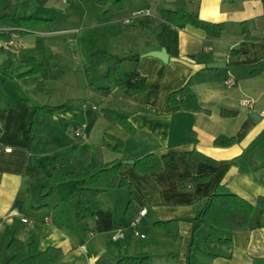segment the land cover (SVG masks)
Wrapping results in <instances>:
<instances>
[{
    "label": "crops",
    "instance_id": "obj_1",
    "mask_svg": "<svg viewBox=\"0 0 264 264\" xmlns=\"http://www.w3.org/2000/svg\"><path fill=\"white\" fill-rule=\"evenodd\" d=\"M15 2L23 17L54 21L16 37L21 43L17 50L0 46V264L12 256L7 245L13 237L24 243L38 241L43 249L62 248L64 256L58 264H96L100 256L113 264L127 256H148L147 264H264V214L263 227L251 232H227L205 225L196 229L195 222L198 207L205 205L220 183L252 203L264 196V71L257 76L250 73L253 65L264 61V41L247 39L242 33L243 22H248L253 35L264 38V0H189V7L198 9L201 19L225 24L223 35L216 39L202 28H178L165 21L157 35L141 31V19L156 17L158 9L169 7L173 0H125L124 10L97 4L84 11L74 8L81 0ZM125 11L130 14L123 15ZM145 11L148 13H141ZM127 24L133 27L128 29ZM90 29L97 30L102 44L108 45L111 40L113 48L119 46L118 37H137V48L133 47L139 49L137 53L121 56L123 53L111 50L119 57H138L148 83L146 92L134 96L117 88L114 93L157 110L130 117L135 134L111 126L114 123L102 117L101 109L107 101L103 97L100 101L99 94L88 90L87 76L81 83L85 98L80 106L75 97L67 95L63 102L51 101L53 81L68 90L69 78L47 80L45 91L40 92L36 87L39 73L19 77L29 69L24 63L29 58L41 62L46 57L58 58L59 52H63L59 60L70 58L67 40L78 43ZM133 48L130 45L129 50ZM162 48L167 50L168 62L146 55ZM72 59L85 61L82 48ZM129 61L133 63L126 60L124 64ZM214 62L225 66L207 68ZM190 77L196 98L209 113L185 111L168 102L169 94ZM229 78H233V84L227 83ZM71 84L72 88L79 86L78 82ZM44 104L65 107L53 116L43 115L44 132L31 150L32 116L35 107ZM232 110L234 113H224ZM75 127L83 128L85 138L75 137ZM105 133L125 142L121 153L105 148L102 152L106 162L122 160L121 175L132 182V193L129 195L126 189L102 193L97 197L94 219L78 222L74 213L77 185L56 187L44 200L41 188L49 182L45 175L36 174L40 170L49 173L55 165L69 172L73 157L86 150L91 151L92 164H96ZM220 135L233 137L235 142L214 145ZM194 149L217 163L198 162L193 168L186 153ZM149 153L158 154L162 169L141 174L134 161ZM201 175H208V179L189 189L181 188L180 180ZM129 198L140 210H147L138 227L143 237L135 234L124 215ZM42 204L46 206L40 207ZM171 219L179 224L182 237L177 242L167 239L164 230L154 225ZM223 237L231 238L232 246L220 244L218 240ZM214 252L221 256L209 257L208 253Z\"/></svg>",
    "mask_w": 264,
    "mask_h": 264
},
{
    "label": "trees",
    "instance_id": "obj_2",
    "mask_svg": "<svg viewBox=\"0 0 264 264\" xmlns=\"http://www.w3.org/2000/svg\"><path fill=\"white\" fill-rule=\"evenodd\" d=\"M101 6L112 5L117 10H124L127 7L125 0H94ZM54 21V19H44L38 17H23L19 14V5L15 0H0V41H8L16 37H24L30 32H36L41 25ZM165 21L173 27L182 28L192 25L199 28L212 38H220L225 31L224 23H213L200 18L198 9L189 7V0H173L169 7L159 8L156 17L147 16L140 20V29L151 35L161 32V23ZM242 33L247 39H258L252 33L248 22H243ZM97 30L90 29L79 39L83 51L87 55L91 66L107 65L108 70L104 76L106 85L98 86L93 83L88 84V90L102 96L106 101V107L101 109V115L110 123H116L127 133L135 134L136 128L130 121V117L137 112H157L149 106H140L122 98L114 93V88L128 95L134 96L148 90L146 77L140 71L139 58L135 56L119 57L109 51L106 44H102L98 37ZM126 60L134 63V69L122 71ZM24 63L29 67L24 77L33 73H39L41 79L37 83V90L44 92L45 82L51 79H60L62 76L53 73V69L60 67L58 62L45 58L43 61H36L29 58ZM205 68L204 70H206ZM264 71V61L252 66L251 75L257 76ZM193 87V78L190 77L179 88L172 91L168 96V102L172 105H179L182 109L189 112H205L210 110L203 108ZM65 104L50 105L44 104L36 106L30 127L32 150L44 132L43 115H54L62 110ZM224 111V113H232ZM234 113V112H233ZM124 140L110 133H105L103 141L98 146V159L96 164H92L91 151L86 150L82 154L73 157V169L69 172L63 166H51L49 173L40 170L37 177L45 175L49 185L41 188V198L46 200L54 192L56 187L75 184L77 199L75 205V215L78 222L91 221L95 217L98 208V198L102 193L114 189H126L128 194L132 193V182L121 175L123 166L122 160L106 162L103 158V149H108L115 153H121L124 148ZM235 142V138L220 135L214 140L216 146H230ZM186 158L194 168L198 162L217 163L216 160L204 155L194 149L186 153ZM134 167L141 174H151L162 169V161L158 154L149 153L142 158L134 161ZM208 175L195 176L180 180L183 190L189 189L195 183L205 181ZM46 205L40 206L44 207ZM37 208V207H36ZM139 207L129 198L125 208V217L132 221L134 216L139 214ZM264 214V196H258L255 202H249L245 198L233 193L226 184H218L215 191L208 197L205 205L197 209L195 217L196 229L202 226H213L227 232L235 231H254L263 227L262 216ZM154 225L165 232L167 239L177 242L182 237L179 230L178 221L175 219L157 221ZM219 243L232 246L231 238H220ZM7 249L12 253L11 258L3 264H58L64 251L60 247L50 246L43 249L38 241L24 243L18 237H13ZM209 257L216 258L221 256L219 252L208 253ZM148 256L135 257L127 256L114 264H147ZM96 264H113L107 257L100 256Z\"/></svg>",
    "mask_w": 264,
    "mask_h": 264
},
{
    "label": "rangeland",
    "instance_id": "obj_3",
    "mask_svg": "<svg viewBox=\"0 0 264 264\" xmlns=\"http://www.w3.org/2000/svg\"><path fill=\"white\" fill-rule=\"evenodd\" d=\"M87 7V9L92 10L93 8L97 7V4L94 3L93 0H81V3L77 4L74 6V8H78L82 11L85 10V8ZM130 12L129 11H125L123 13V15H129ZM136 23V21L134 22V24ZM133 24V23H132ZM77 26L80 24H76ZM133 27V25L131 24H127V28H131ZM71 34H69L70 36ZM74 35V34H72ZM68 43H70V46L68 47V52L67 55L70 58H65V60L61 61L59 60V57L61 58V55H63V52H59V54H56V56L58 58H51L52 62H58L60 67L53 69V73L57 74V75H61L62 77H64L63 79L69 78V82L70 85L72 86L71 82L75 83L78 82L79 86H74L73 88L71 86H69V88H67L68 90H65L64 87H61L60 83L53 81L52 86H53V91H52V103H60L65 101V97L66 95L68 97H75V102L78 106H80L85 98V93L83 91H81L82 86L81 83L85 81V77L87 76V81L89 83H93L95 85L98 86H105L106 82L104 79L105 74L107 73L108 67L107 65H102V66H91L89 59L86 56L85 61H78L76 59H72L74 58L77 53H79L81 51V44L78 40L77 42H70L69 40H67ZM137 41V37H131V38H127V39H123V37H118L117 39V43L119 46H117L116 48H113L114 44L112 43V41L110 40V42L108 43V45H106L109 49V51L111 52V50L113 51H117L118 53H123L120 54L122 55H130L132 53H137V51H139V49L135 50L134 48H137V46H135L134 44H136ZM131 45V48H133V50H129ZM83 50V48H82ZM61 51V50H60ZM21 52V51H20ZM120 56V57H121ZM134 69V63L132 62H128L125 63L122 67V70L124 71H130ZM62 84V83H61ZM32 89V88H31ZM96 96V95H95ZM98 98H100L99 100H102V96L98 95ZM98 100L99 103H101ZM114 127L119 128L120 130H122L123 128L117 124L114 123V125H111ZM112 128V127H111ZM69 131V130H68ZM72 132V130H71ZM70 133V131H69ZM115 133V132H114ZM73 134V133H72Z\"/></svg>",
    "mask_w": 264,
    "mask_h": 264
},
{
    "label": "built area",
    "instance_id": "obj_4",
    "mask_svg": "<svg viewBox=\"0 0 264 264\" xmlns=\"http://www.w3.org/2000/svg\"><path fill=\"white\" fill-rule=\"evenodd\" d=\"M64 3L66 2H70V1H77V0H62ZM141 13H148V11L145 12H141ZM139 15V13H136L135 16ZM127 22L129 20H126ZM0 46L2 48H4L5 50L8 51H14L20 48L21 43L20 41H18L16 38L12 39V40H8V41H0ZM206 51H208V48H205ZM228 84H233L234 80L233 78H229L227 80ZM96 108V107H94ZM83 128L81 127H75L74 129V135L76 138H85V134H84V130H82ZM147 210L145 208H143L142 210L139 211V214H137L136 216H134V218L131 221V226L133 227V229L135 230V234L140 235V236H144L143 234H140L138 227L142 221V217L146 214ZM24 221H27L26 219H23Z\"/></svg>",
    "mask_w": 264,
    "mask_h": 264
},
{
    "label": "water",
    "instance_id": "obj_5",
    "mask_svg": "<svg viewBox=\"0 0 264 264\" xmlns=\"http://www.w3.org/2000/svg\"><path fill=\"white\" fill-rule=\"evenodd\" d=\"M146 55L159 58L160 60H162L164 62H168V60H169V55L167 53L166 48H162L161 50L150 51ZM224 66H225L224 63L214 62V63H209L207 65V68H209V69L216 68L217 69V68L224 67Z\"/></svg>",
    "mask_w": 264,
    "mask_h": 264
}]
</instances>
